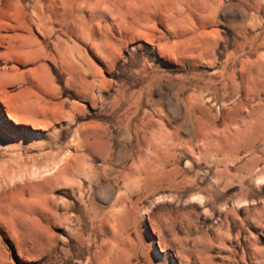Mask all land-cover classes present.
I'll return each mask as SVG.
<instances>
[{
	"label": "rangeland",
	"instance_id": "rangeland-1",
	"mask_svg": "<svg viewBox=\"0 0 264 264\" xmlns=\"http://www.w3.org/2000/svg\"><path fill=\"white\" fill-rule=\"evenodd\" d=\"M0 264H264V0H0Z\"/></svg>",
	"mask_w": 264,
	"mask_h": 264
},
{
	"label": "bare ground",
	"instance_id": "bare-ground-1",
	"mask_svg": "<svg viewBox=\"0 0 264 264\" xmlns=\"http://www.w3.org/2000/svg\"><path fill=\"white\" fill-rule=\"evenodd\" d=\"M38 17H39V15H38ZM41 21H42V20H41ZM40 26H45L44 23H43V21L41 22V25H40ZM15 37H16V36H15Z\"/></svg>",
	"mask_w": 264,
	"mask_h": 264
}]
</instances>
